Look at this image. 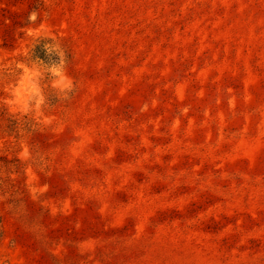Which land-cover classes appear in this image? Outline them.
Segmentation results:
<instances>
[{"label":"rangeland","instance_id":"rangeland-1","mask_svg":"<svg viewBox=\"0 0 264 264\" xmlns=\"http://www.w3.org/2000/svg\"><path fill=\"white\" fill-rule=\"evenodd\" d=\"M0 264H264V0H0Z\"/></svg>","mask_w":264,"mask_h":264},{"label":"trees","instance_id":"trees-1","mask_svg":"<svg viewBox=\"0 0 264 264\" xmlns=\"http://www.w3.org/2000/svg\"><path fill=\"white\" fill-rule=\"evenodd\" d=\"M42 41H44L43 44L36 45V47L34 48V54L33 55L35 58H39V59L49 61L52 58V54H54V52L49 51V49L44 47V43L46 40H42Z\"/></svg>","mask_w":264,"mask_h":264}]
</instances>
